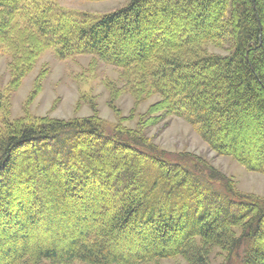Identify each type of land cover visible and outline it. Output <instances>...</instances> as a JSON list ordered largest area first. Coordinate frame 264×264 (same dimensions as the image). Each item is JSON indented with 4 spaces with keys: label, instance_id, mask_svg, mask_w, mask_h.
<instances>
[{
    "label": "trees",
    "instance_id": "1",
    "mask_svg": "<svg viewBox=\"0 0 264 264\" xmlns=\"http://www.w3.org/2000/svg\"><path fill=\"white\" fill-rule=\"evenodd\" d=\"M3 52L11 92L52 52L116 67L136 102L158 101L137 128L111 132L96 116L2 120L0 264H212L214 248L264 264V199L236 193L204 161L169 158L145 133L184 119L217 155L264 174V0H128L101 15L0 0ZM254 128L252 142L243 134ZM78 204L94 211L77 217ZM148 231L153 241L122 242Z\"/></svg>",
    "mask_w": 264,
    "mask_h": 264
},
{
    "label": "rangeland",
    "instance_id": "2",
    "mask_svg": "<svg viewBox=\"0 0 264 264\" xmlns=\"http://www.w3.org/2000/svg\"><path fill=\"white\" fill-rule=\"evenodd\" d=\"M36 1L52 3L63 11L101 15L125 6L128 0ZM206 48L214 54L228 53L225 48L217 47L213 43L208 44ZM10 60L9 54L4 52L0 54V99L2 100L0 130L5 117L9 120L24 117L30 121L40 118L66 121L92 116L103 120L107 132H111L118 123L134 129L137 128L139 120L148 108L158 101V96H155L141 103L136 102L133 93L126 90V85L121 78V70L116 67L94 62L88 55L58 60L52 52L46 53L31 73L23 79L20 87L11 92L8 88L11 78ZM43 70L45 73H42ZM251 130L250 133L245 132L243 136L252 142L257 141L260 130L255 128ZM145 133L151 143L166 153L169 158L183 161H189V159L194 161V158L195 161L197 159L204 161L217 173L230 179L236 193L264 199V174L250 172L231 157L217 155L184 119L164 118L146 129ZM249 153L257 154L258 151L256 148L251 150L249 148ZM83 193L84 195L78 197L81 203L86 202L87 195H89L88 198L92 195L91 189L88 192L86 189ZM85 208H88V211ZM91 210L94 211V208L85 204L71 206V212L77 217L90 214ZM44 220V216L40 215V218H35L33 221L37 227L41 226L40 231H36L43 236L49 235V232H45L46 229H42ZM144 233L141 239L136 235L128 237L127 234L122 237V242L125 245L131 243L132 247H138L141 243L154 240L155 237L149 231ZM239 259L237 256H228L227 252L220 248H214L210 255L212 264H237ZM155 264L189 263L183 257L177 256L161 259Z\"/></svg>",
    "mask_w": 264,
    "mask_h": 264
}]
</instances>
